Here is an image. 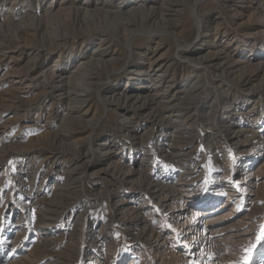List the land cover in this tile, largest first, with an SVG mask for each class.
<instances>
[{"label": "rangeland", "instance_id": "obj_1", "mask_svg": "<svg viewBox=\"0 0 264 264\" xmlns=\"http://www.w3.org/2000/svg\"><path fill=\"white\" fill-rule=\"evenodd\" d=\"M24 1L7 0L0 16L22 10ZM124 1L138 2L111 4L122 9ZM157 2L154 13L101 16L87 25L74 14L43 17L33 24L21 22L19 16L0 32V49L7 53L6 47L12 48L6 55L13 57L17 68L30 67L41 53L33 65L36 74L56 61L68 72L74 70L97 38L113 56L82 70L94 83L88 92L77 93L86 95L80 102L71 95L70 109L67 100H57L51 89L57 78L28 82L30 74L22 79L28 88L22 86L11 107H4L0 99V264H219L220 257L225 262L220 264H264V238L258 239L264 226V131H260L264 130V14L234 18L226 0H172L181 5L175 17L168 15V2ZM239 2L236 6H241ZM243 2L250 8L261 4ZM29 5L40 9L35 0ZM207 18L211 21L206 23ZM197 21L203 24L197 27ZM244 40L248 46L241 45V50ZM196 44L202 47L200 53L190 50ZM224 45L228 48L223 53ZM46 48L54 51L47 56ZM211 50L219 51L213 63L220 64V70L199 60ZM151 53L155 59L161 57L164 69L168 66L164 81L169 87L165 82L157 87L147 64ZM226 56L240 63L233 65ZM11 67L1 66L0 76ZM135 70L148 82L146 95L157 91L154 103L170 100L165 112L147 116L148 110L101 100L118 92L129 95L124 89ZM2 85L0 91L6 88ZM169 114L179 116L168 118ZM162 118H167L164 126L158 123ZM36 142L43 145L35 147ZM74 142L78 145L70 146ZM249 159L253 160L244 163ZM58 190L62 192L57 194ZM207 190L213 201L207 208L190 204L189 193L205 195ZM230 192L234 196L227 201ZM56 202H63L61 210L43 214ZM226 203L225 211L232 215L223 227L231 229L211 235L221 242L217 249L199 251L198 231L210 215L193 212L201 214ZM241 219L244 227H234ZM57 228L61 231L50 235ZM231 233L238 242L228 244L224 239Z\"/></svg>", "mask_w": 264, "mask_h": 264}, {"label": "bare ground", "instance_id": "obj_2", "mask_svg": "<svg viewBox=\"0 0 264 264\" xmlns=\"http://www.w3.org/2000/svg\"><path fill=\"white\" fill-rule=\"evenodd\" d=\"M10 2H13L14 0H9ZM22 1V0H21ZM26 1V2H25ZM24 1V6H22V10H18L15 12V9H11V11L9 12L10 15H5V16H0V32H2L5 27L7 25H10L11 22H12V18H18L20 16V18L22 19V21H26V22H30L31 24L35 23L36 21L38 22L39 20L43 19H55V18H58L59 16H63L66 14L70 15V14H74V17L75 16H81L82 17V22L85 23L86 25L87 24H92L93 20H95L96 18H101V16H103V18L107 19V16L109 15H112L113 17H122V15H128V14H135L137 12H141V11H149V12H153L156 10V7L153 5L155 3H158L157 1L158 0H138V2H130V3H125L124 1V4L125 6H123L124 8H120V7H116L114 5L111 4V2H113L114 0H104L105 2L104 3H101L99 2V0H59V1H56L54 2L53 0H50L51 2L47 3L49 0H35L37 3H39L40 5V9H33L31 8V6L29 5L30 4V1L31 0H25ZM141 1V3H140ZM164 2H168L167 3V8L166 10L168 11V15L169 16H175L177 15L178 11L180 10L181 8V5L177 2L173 3L172 0H162ZM194 1V0H193ZM205 1V0H202V2ZM207 1V0H206ZM212 1V0H211ZM7 3V0H0V13L3 12L4 10V6L6 5ZM23 3V2H22ZM226 3L228 4L227 5V8H229L230 10V14L232 15V17H238V16H242L247 14V17L249 16H262L264 14V10L262 9L263 8V5H264V0H260V7L258 6L257 8H250V5H245L246 2H243V0H241L240 5L241 6H236V0H226ZM13 4V3H12ZM130 4H134V6H132L129 10L125 11L126 8L128 7V5ZM166 4V3H165ZM247 4V3H246ZM147 5H149V7H147ZM26 8V9H25ZM120 8V9H119ZM13 10V11H12ZM163 10V9H162ZM161 10V11H162ZM165 10V8H164ZM154 13V12H153ZM138 14V13H137ZM64 16V17H65ZM180 16V14H179ZM177 16V17H179ZM71 17V16H70ZM176 17V16H175ZM10 18V19H9ZM61 18V17H60ZM251 18V17H250ZM79 19V18H77ZM96 19V20H97ZM114 19V18H113ZM211 18H207L206 20H204L206 23L207 22H210ZM16 20V19H15ZM59 20V19H58ZM100 20V19H98ZM112 20V19H111ZM43 21V20H42ZM46 21V20H45ZM55 21V20H54ZM80 21V20H79ZM203 21V20H202ZM20 22V24H21ZM40 22V21H39ZM10 23V24H9ZM15 23V22H14ZM29 23V24H30ZM205 23V24H206ZM18 24V25H20ZM25 24V23H24ZM37 24V23H36ZM35 24V25H36ZM46 24V23H45ZM78 24V23H77ZM197 27L200 26V24L202 25L203 23L201 21H197ZM217 24V23H216ZM14 25V24H12ZM38 25V24H37ZM11 26V25H10ZM26 26V25H25ZM32 26V25H31ZM34 27V26H33ZM81 27V26H80ZM264 27V26H263ZM8 28V27H6ZM82 28V27H81ZM89 28V26H88ZM125 28V27H124ZM77 29V28H76ZM75 29V30H76ZM128 29V28H127ZM179 29V28H178ZM65 30V29H64ZM71 30V29H70ZM81 30V29H80ZM125 31V30H124ZM65 32V31H64ZM89 32V31H88ZM1 34V33H0ZM36 34V33H35ZM61 35H63L61 33ZM96 35V34H95ZM147 36V35H146ZM1 37V36H0ZM55 37V36H54ZM5 39V38H4ZM53 39V38H51ZM95 40V39H94ZM94 40L91 41L90 45H95L93 47V50L91 51V53L89 54H86V55H82L83 53H81V57L79 58V62H78V65L76 67H74V70L72 71H69L67 70V68L64 67H59V66H62L61 62H54V64L52 65V68H49V67H46V69H43V71H41L40 73H37L36 72L38 71L37 68L34 69L33 65H37L35 63V61L38 59L39 55H41L40 52H37V54L33 57V60L32 61V64L30 67L26 68V69H20V68H17L16 65H15V62L13 61V57H8V55H6L8 52H11L12 51V48L9 47L6 49H9V51L7 53L4 52V50L0 49V68L1 66L5 65L7 66V64L9 65H12L11 69H9L10 71L4 73L2 76H0V87H3V83H5L6 85V88L4 89H1L0 91V99L2 100V103H4V107H11L12 106V99L15 100L14 96L15 94H18L19 92H21V90H23V88H28V84L26 85H23V76H26V74H30V78L28 79V82L29 81H34V80H38L40 79V77L42 78H49L50 80H54L55 78H57L59 81L56 83L54 81L53 85L51 84V89L54 90L58 95V99L59 100L60 98H63L64 100L66 99L67 102L66 104L68 105V108L70 109V103L71 101H73L71 99V95L74 94V101H79L80 99L84 98V96L86 95H77V93H86L88 92L93 83H94V80L93 78H90L89 75L87 76L86 74V71L83 73V69H89L90 67H94L96 66L98 63H104L106 61V57L107 56H111L109 55V53H107V49L109 48L108 46H105V42L104 40H100V38H97L95 42ZM240 40V39H239ZM5 41V40H3ZM2 41V43H3ZM9 41V40H8ZM18 41V40H17ZM55 42V39L53 40ZM85 41V40H84ZM88 41V40H87ZM140 41V40H139ZM6 42V41H5ZM25 42V40L23 41ZM28 42V41H27ZM231 41H229V44H230ZM13 43V42H12ZM18 43V42H17ZM26 43V42H25ZM247 43L246 40L242 41L240 43V47L242 45V47ZM7 44V43H6ZM11 44V43H10ZM51 44V43H50ZM26 45V44H25ZM29 45V44H28ZM200 44H196L195 46H193L192 49H190L191 51H194L195 53H200L202 51V47H199ZM237 46V43L234 44ZM247 45V44H246ZM9 46V45H8ZM49 46V45H48ZM52 46V45H51ZM157 46V45H156ZM248 46V45H247ZM1 47V46H0ZM14 47V46H13ZM20 47V46H19ZM18 47V48H19ZM23 47V46H22ZM29 47V46H28ZM212 47V46H211ZM239 47V48H240ZM242 47H241V50H242ZM14 48H17V47H14ZM13 48V49H14ZM227 45H224L222 47V49L220 50L221 52L223 51V53L225 52V50L227 49ZM22 49V48H20ZM47 49V48H46ZM209 49V48H208ZM213 49V48H212ZM259 49V48H258ZM262 49V48H261ZM217 50V49H216ZM240 50V49H239ZM31 51V50H30ZM29 51V52H30ZM54 50L53 49H47V56L48 54L52 53ZM190 51V52H191ZM206 51V50H205ZM215 51V50H214ZM256 51V50H255ZM264 51V50H263ZM33 52V51H31ZM218 52L219 51H215V52H212L209 51L207 53H205V55H203L202 57L199 58V60L201 62H204L206 65H209V67L211 68H216V70H220V67L221 65L220 64H216L213 63L216 61V58L217 55H218ZM259 52V51H258ZM247 53V52H246ZM255 53V52H254ZM10 54V53H9ZM60 54H61V50H60ZM154 54V53H153ZM220 54V53H219ZM240 54V52H237V54H235V57H238ZM260 54V53H259ZM152 55V53H151ZM223 55V54H222ZM227 55V54H226ZM229 56V55H228ZM228 56H226V58L228 59V61L230 60V57L228 58ZM258 56V55H257ZM108 58V57H107ZM161 57L157 58L156 59L153 57V55L148 59V65L150 66L149 68H153L151 69L150 71L152 72V76L155 77V81L157 82V87L159 88V85L160 83H163L165 82V77H166V73L168 72V66L166 69H164L165 67H163V65L161 64V62H159V59ZM109 59L113 60V56L109 57ZM147 59V58H146ZM223 59V58H221ZM222 61V60H221ZM232 61V62H231ZM238 60H230L229 63L231 62L233 65L237 62ZM239 62V61H238ZM5 63V64H4ZM157 63V64H156ZM226 63L227 60H226ZM240 63V62H239ZM237 64V63H236ZM44 64L40 65L39 68L43 67ZM225 65V64H224ZM228 65V64H227ZM239 65V64H238ZM53 66L56 68H53ZM105 66V65H104ZM232 66V65H230ZM10 67V66H9ZM143 67V66H142ZM154 67H156V69L154 70ZM140 68V67H139ZM222 68V67H221ZM259 68V66H258ZM42 69V68H41ZM55 69V70H54ZM137 74H130V81H127L126 84H128L129 86L127 88H125L124 90L125 91H129V95H124L122 93H114V94H110V96L107 97V95H103V97L101 96L100 98H102L101 100L102 101H106L105 99H108L109 103H114L113 100H117V101H122L123 102V106L124 107H130L131 109L135 110V111H146L148 110L147 112V116H149L150 114H154V112H160L162 113L166 106L170 105V100L167 99L166 97L165 98H162V99H166L164 101H157L158 103H154V95L156 94V92H154L155 94H151V95H146L147 93L145 91L146 88L148 87L147 86V80H145V78L143 79V75L141 74L140 70H135ZM227 71V70H226ZM22 72H25L24 75H21L20 73ZM158 72V73H157ZM88 73V72H87ZM145 73V72H144ZM157 73V74H156ZM142 75V76H141ZM11 77H14L15 80L13 81H10L9 78ZM137 77V78H136ZM147 77V76H146ZM93 80V81H92ZM74 82H77L76 85H74L73 83ZM130 82H135V83H130ZM167 85H165V87H169L168 83L169 81L165 82ZM50 84V83H49ZM22 86H24L22 88ZM46 85L44 84L43 87H41L42 89V92L41 94H45V87ZM21 89V90H20ZM50 89V90H51ZM182 90V89H181ZM193 90V89H192ZM196 90V89H195ZM160 92V91H159ZM198 92V91H197ZM146 93V94H145ZM184 93H188V90L187 92L184 91ZM76 94V95H75ZM188 95V94H187ZM185 95V96H187ZM191 95V94H190ZM162 96V95H161ZM73 98V97H72ZM179 98V96H178ZM156 99V98H155ZM85 99H83L82 101H84ZM159 100V99H158ZM175 100V99H174ZM80 102V101H79ZM121 102V103H122ZM177 102V101H176ZM11 103V104H10ZM83 103V102H82ZM108 103V102H107ZM108 103V104H109ZM117 103V102H116ZM8 104V105H7ZM102 104V103H101ZM116 105V104H115ZM121 105V104H120ZM189 105V104H188ZM119 106V105H118ZM177 106V105H176ZM176 106H173L172 107V110L176 108ZM1 107V106H0ZM67 107V106H66ZM79 107V106H78ZM178 108V107H177ZM183 108V107H182ZM185 108V106H184ZM188 108V107H187ZM190 108V107H189ZM211 108V107H210ZM167 109V108H166ZM76 111V110H75ZM120 112V111H119ZM125 112V111H124ZM165 112V111H164ZM173 112V111H172ZM179 112V110H178ZM70 113V112H69ZM128 113V112H127ZM145 113V112H144ZM71 114V113H70ZM143 114V113H142ZM165 114V113H164ZM78 115V114H77ZM121 115V114H120ZM141 115V113H140ZM156 115V114H154ZM158 115V113H157ZM163 116V115H162ZM179 115H176L175 116H172V115H168V118H171V117H178ZM69 117V114L66 115V118L68 119ZM145 117V116H144ZM82 118V117H80ZM146 118V117H145ZM148 118V117H147ZM208 118V117H207ZM123 119V118H122ZM167 118H162L161 120L159 119V124H161L162 126H164V120L166 121ZM183 119V118H182ZM151 120V119H150ZM176 120V119H175ZM179 120V119H178ZM84 121V120H83ZM181 121V120H180ZM10 121H7V123H9ZM173 123H175L173 121ZM224 123V122H222ZM172 124V123H171ZM182 125V123H181ZM167 126V125H166ZM212 126V125H211ZM218 126V125H217ZM220 126V125H219ZM180 127V126H179ZM226 127V126H224ZM223 127V128H224ZM230 127V126H229ZM263 128V127H262ZM63 129V128H62ZM219 129V128H217ZM232 129V128H231ZM227 130V129H226ZM229 130V129H228ZM164 129L161 130L162 133H164ZM261 132L264 131L263 129L260 130ZM259 131V132H260ZM223 130L222 131H218L216 132L215 135H217L218 133L222 134ZM229 133V131H228ZM213 134V133H212ZM218 134V135H219ZM227 134V132H226ZM161 135V134H160ZM214 135V136H215ZM228 135V134H227ZM236 135V134H235ZM63 136V135H62ZM222 136V135H221ZM231 136V135H230ZM229 136V137H230ZM216 137V136H215ZM226 138V137H225ZM231 138V137H230ZM64 139V138H63ZM89 139V138H88ZM62 140V139H61ZM104 141V140H103ZM143 141V140H142ZM41 142V141H40ZM38 143L37 145H35V147H39L41 145H43V143ZM78 143V140L76 141ZM76 142L72 143L70 146H74L76 144ZM225 142H227V139H225ZM70 143V142H69ZM81 143V142H80ZM35 144V142H34ZM13 145V144H12ZM16 145V144H14ZM78 145V144H76ZM106 145V144H104ZM103 145V146H104ZM109 145V144H108ZM68 145V150H72L73 151V148L71 149ZM170 146V145H169ZM11 147V146H10ZM34 148V147H32ZM65 149V147H63ZM75 148V147H74ZM103 149V148H102ZM104 150V149H103ZM67 151V150H66ZM64 153V151H62ZM74 152H75V149H74ZM68 153V152H67ZM77 153V152H76ZM132 153V151H131ZM51 157V156H50ZM52 158V157H51ZM254 159V158H253ZM253 159H249V160H246L244 161V163H248L250 161H252ZM31 162V161H30ZM74 162V161H73ZM63 163H66L68 164V161L64 160ZM26 164V165H25ZM29 164V163H28ZM25 165V166H24ZM27 167V162L24 163V164H21L20 168L21 169H24ZM75 167V166H74ZM20 169V170H21ZM73 169V168H72ZM22 171V170H21ZM72 172V171H71ZM74 172V171H73ZM21 173V172H19ZM69 173V171H68ZM71 175V174H70ZM73 176V175H72ZM21 178V177H20ZM257 178V177H256ZM73 179V178H72ZM149 183V182H148ZM152 183V182H150ZM148 184L151 185V184ZM157 184V183H156ZM57 187V186H56ZM158 187V186H157ZM63 188V187H61ZM60 188V189H61ZM56 189V188H55ZM151 189V188H150ZM162 189V188H161ZM56 191V190H55ZM59 191V190H58ZM57 191V194L58 193H61L62 191ZM63 191H66L64 188H63ZM161 191V190H160ZM159 192V190H158ZM234 192V191H232ZM64 193V192H63ZM157 193V192H156ZM212 192H210L209 190H207V192H205V195H198V196H194L193 193H189L190 197L188 198L190 200V204L193 205V206H197V207H205L207 208V205H209V203L212 201V194H210ZM231 193V192H230ZM65 194V193H64ZM57 196V195H56ZM55 198H58L56 197ZM64 196V195H63ZM231 196H234L232 193L231 195L229 194L227 197V201H230V197ZM158 197V196H157ZM54 199V198H53ZM233 200V199H232ZM62 201V200H61ZM54 202V201H53ZM213 202V201H212ZM57 204H54L55 205V208L53 209H48L45 211V213L43 214H46L48 216V214L51 212L54 213L56 212V210H61V206H63V202H56ZM61 204V205H59ZM50 205V204H49ZM53 205V204H51ZM229 204H220L218 206H216L215 208H212L211 210L209 211H205L203 213L200 214V211H194L193 212V215H210L208 217H205L203 218L204 219V222H203V226L199 229L198 233L201 235L200 238H202L200 241H197L198 243V246L197 248L199 249H204L205 247L209 248L215 246L217 243H221L220 241H215L214 237H212L211 235L214 234V233H220L226 229H231V228H228L230 225H228L227 228L223 227L225 225V223L230 220L231 218V213H228L227 211H225L226 207H228ZM45 209L47 208L46 206H44ZM50 208V207H49ZM209 208V207H208ZM44 210V209H43ZM42 210V211H43ZM51 210V211H50ZM54 211V212H53ZM59 213V212H58ZM192 215V216H193ZM242 223V219L241 221L240 220H237V222L234 225V227H240L241 229V226L245 225V223L241 224ZM244 227V226H243ZM53 228V227H52ZM55 228V227H54ZM129 228V227H128ZM127 230V229H126ZM133 230V229H132ZM47 231V230H46ZM61 231V228H57L56 230H52V231H49L50 235L52 233H58ZM230 233V232H229ZM248 232H243L241 233L240 235L243 236V235H246ZM48 234V233H47ZM228 234V233H227ZM226 234V235H227ZM234 234V233H233ZM236 234V233H235ZM44 236H46V233L44 234ZM216 236V235H215ZM225 236V235H224ZM221 237V241H223L224 239L225 240H228V244L231 243H236L238 242L239 238L234 240L233 239V236H232V233L230 234V236L224 238ZM51 237V236H50ZM200 238H197V240H199ZM224 238V239H223ZM244 239V238H243ZM247 239V238H246ZM195 240V239H194ZM241 241L240 242H243L242 239H240ZM225 242V241H224ZM244 243V242H243ZM226 245V244H224ZM239 245V244H238ZM223 246V245H222ZM231 249H232V246L228 245ZM236 246V245H235ZM194 247V246H193ZM217 246H215L216 248ZM220 247V246H218ZM227 247V245H226ZM225 247V248H226ZM234 247V246H233ZM210 248V249H211ZM194 249V248H193ZM213 249V248H212ZM211 249V250H212ZM217 249V248H216ZM222 249V248H220ZM234 249V248H233ZM206 251V250H205ZM222 251V250H221ZM231 251V250H230ZM204 252V251H203ZM209 252V251H207ZM219 252V250H218ZM224 252V251H223ZM235 252V251H234ZM214 254V253H213ZM216 254V253H215ZM211 255V254H210ZM224 255V254H223ZM231 255V253H230ZM221 256V254H220ZM233 256V255H232ZM237 256V255H236ZM262 256L264 258V254L262 253ZM235 257V255H234ZM233 258V257H232ZM218 260V259H217ZM224 259L222 257L219 258V264L220 263H225L223 262ZM225 261H228V259ZM212 264V263H211Z\"/></svg>", "mask_w": 264, "mask_h": 264}, {"label": "snow or ice", "instance_id": "obj_3", "mask_svg": "<svg viewBox=\"0 0 264 264\" xmlns=\"http://www.w3.org/2000/svg\"><path fill=\"white\" fill-rule=\"evenodd\" d=\"M262 238H264V226H262V233H261V236L258 237V239H262Z\"/></svg>", "mask_w": 264, "mask_h": 264}]
</instances>
